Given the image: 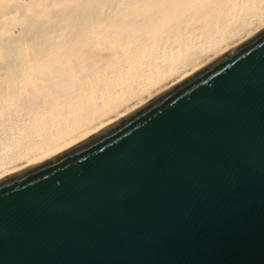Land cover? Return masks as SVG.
I'll return each instance as SVG.
<instances>
[{
    "label": "water",
    "instance_id": "95a60500",
    "mask_svg": "<svg viewBox=\"0 0 264 264\" xmlns=\"http://www.w3.org/2000/svg\"><path fill=\"white\" fill-rule=\"evenodd\" d=\"M173 142L185 162L153 169ZM0 264H264V30L1 180Z\"/></svg>",
    "mask_w": 264,
    "mask_h": 264
},
{
    "label": "bare ground",
    "instance_id": "6f19581e",
    "mask_svg": "<svg viewBox=\"0 0 264 264\" xmlns=\"http://www.w3.org/2000/svg\"><path fill=\"white\" fill-rule=\"evenodd\" d=\"M264 30V0H0V181Z\"/></svg>",
    "mask_w": 264,
    "mask_h": 264
},
{
    "label": "snow or ice",
    "instance_id": "6c2138e0",
    "mask_svg": "<svg viewBox=\"0 0 264 264\" xmlns=\"http://www.w3.org/2000/svg\"><path fill=\"white\" fill-rule=\"evenodd\" d=\"M254 73V68H249L247 66L241 67L237 72V78L239 80H245L248 77H251ZM186 148H182L178 143H171L166 152L156 151L151 156L152 167L155 170L163 169V165L166 163L167 165H177L180 166L185 162L186 156L182 153H187ZM133 161V158H130L127 161L128 165H130ZM147 179V178H146ZM123 182V181H122Z\"/></svg>",
    "mask_w": 264,
    "mask_h": 264
}]
</instances>
